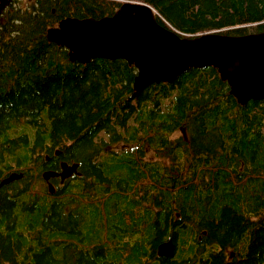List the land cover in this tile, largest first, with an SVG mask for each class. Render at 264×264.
I'll use <instances>...</instances> for the list:
<instances>
[{
    "label": "trees",
    "instance_id": "1",
    "mask_svg": "<svg viewBox=\"0 0 264 264\" xmlns=\"http://www.w3.org/2000/svg\"><path fill=\"white\" fill-rule=\"evenodd\" d=\"M20 1L12 29L0 26V112L81 174L50 192L12 138L32 173L15 188L12 224L0 223V264H125L124 252L135 264H264V98L240 104L213 66L138 91L127 60L71 61L46 36L65 16L112 15L124 1L150 4L181 35L259 32L264 0ZM171 237L175 254L159 256Z\"/></svg>",
    "mask_w": 264,
    "mask_h": 264
},
{
    "label": "water",
    "instance_id": "2",
    "mask_svg": "<svg viewBox=\"0 0 264 264\" xmlns=\"http://www.w3.org/2000/svg\"><path fill=\"white\" fill-rule=\"evenodd\" d=\"M46 36L67 47L71 61L87 63L97 57L127 60L137 68L133 87L138 91L155 82L173 81L190 68L213 66L240 104L264 98V31L181 35L161 24L150 4L124 1L112 15L65 16L47 28ZM77 168L78 163L63 161L61 170H45L43 177L49 181L60 176L63 182L79 173ZM22 176L14 171L2 183ZM49 191L55 192L50 181ZM175 249L171 237L158 244L157 254L171 257Z\"/></svg>",
    "mask_w": 264,
    "mask_h": 264
},
{
    "label": "flooded vegetation",
    "instance_id": "3",
    "mask_svg": "<svg viewBox=\"0 0 264 264\" xmlns=\"http://www.w3.org/2000/svg\"><path fill=\"white\" fill-rule=\"evenodd\" d=\"M16 0H0V26L5 23L9 24V29H12V8L16 5ZM27 3V2H26ZM54 11V9H53ZM23 123V122H22ZM27 132L31 126L26 124ZM30 133L26 135V137L21 136V134H16L12 129V116H8L4 113L0 112V199L5 198L10 201V211L6 213H2L0 209V223L2 224H12V201H14L15 205L19 203V198L15 195V188L17 185H24L23 179L27 176V171L32 173L31 169H35L41 171V185L42 187L49 189V181L52 182L56 186V182L61 184L65 183L67 179L63 182L60 176L51 177L49 181L45 180L43 177V172L48 169H52L51 165H55L59 167L57 170H61V163L63 161H67L68 163H73L74 161H68L63 158H58L61 154V149L59 146L52 147L49 144L47 137L44 135L39 140L35 138V136ZM18 137L17 144H19V148L29 149L31 152V160L32 162L28 165V170H24L27 168L24 164H19L17 167L16 161L13 159L15 154L12 153V147L16 146L13 143L12 138ZM22 172L23 176L19 179L10 180L8 182L2 183L4 179L12 175V172ZM81 173H74L73 176H80ZM69 179V178H68ZM22 188H24L22 186ZM26 196V194H23ZM206 233V230H203ZM201 238V235H199ZM206 243L207 246H211V244ZM205 248V249H206ZM212 250H208L207 252H211ZM229 257H233L235 255V250L229 248L227 251Z\"/></svg>",
    "mask_w": 264,
    "mask_h": 264
},
{
    "label": "rangeland",
    "instance_id": "4",
    "mask_svg": "<svg viewBox=\"0 0 264 264\" xmlns=\"http://www.w3.org/2000/svg\"><path fill=\"white\" fill-rule=\"evenodd\" d=\"M28 0H21L20 1V4L21 5H26V2H27ZM22 122V121H21ZM21 126H24V129H26V127H27V125H26V123H23V124H21ZM178 134H180V132H176V135H178ZM146 157H150V158H154V151L151 149V148H149L148 147V150H147V155H146ZM114 182H115V179L113 180ZM112 181V182H113ZM208 245V244H207ZM209 248H210V246H207V248L203 251V252H201L200 254H199V256H201V255H205V254H207L208 252V250H209ZM137 253V252H136ZM177 253L178 254H180V252H179V250L177 251ZM129 254V252H124V257L121 255V259H122V262L123 263H127V264H135V261H136V258H137V255H133V254H130L129 256H127ZM136 257V258H135Z\"/></svg>",
    "mask_w": 264,
    "mask_h": 264
},
{
    "label": "bare ground",
    "instance_id": "5",
    "mask_svg": "<svg viewBox=\"0 0 264 264\" xmlns=\"http://www.w3.org/2000/svg\"><path fill=\"white\" fill-rule=\"evenodd\" d=\"M202 68H203V67H202ZM236 99H237V98H236ZM74 163H77V162H74ZM70 164H73V163H70ZM78 166H79V163H78ZM77 169H78V168H77ZM78 171H79V170H78ZM79 173H80V172H79ZM174 254H175V252H174ZM174 254H173V255H174ZM173 255H172V256H173ZM172 256H171V257H172Z\"/></svg>",
    "mask_w": 264,
    "mask_h": 264
}]
</instances>
